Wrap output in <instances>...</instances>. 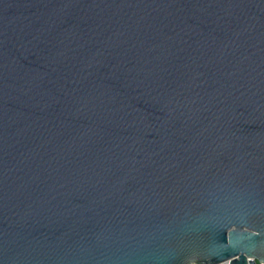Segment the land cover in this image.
Wrapping results in <instances>:
<instances>
[{
	"label": "water",
	"instance_id": "obj_1",
	"mask_svg": "<svg viewBox=\"0 0 264 264\" xmlns=\"http://www.w3.org/2000/svg\"><path fill=\"white\" fill-rule=\"evenodd\" d=\"M0 264H264V0H0Z\"/></svg>",
	"mask_w": 264,
	"mask_h": 264
}]
</instances>
